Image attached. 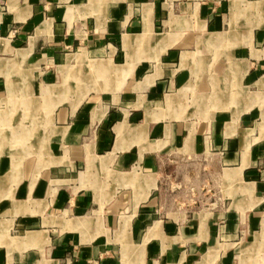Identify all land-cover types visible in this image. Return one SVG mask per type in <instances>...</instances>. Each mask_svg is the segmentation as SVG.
Returning a JSON list of instances; mask_svg holds the SVG:
<instances>
[{
	"label": "crops",
	"instance_id": "0c3cea01",
	"mask_svg": "<svg viewBox=\"0 0 264 264\" xmlns=\"http://www.w3.org/2000/svg\"><path fill=\"white\" fill-rule=\"evenodd\" d=\"M0 264H264V0H0Z\"/></svg>",
	"mask_w": 264,
	"mask_h": 264
}]
</instances>
